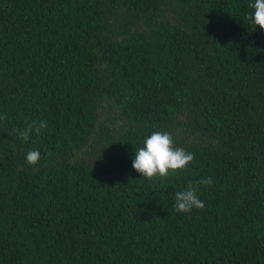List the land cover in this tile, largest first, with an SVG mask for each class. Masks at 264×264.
<instances>
[{
    "label": "trees",
    "instance_id": "1",
    "mask_svg": "<svg viewBox=\"0 0 264 264\" xmlns=\"http://www.w3.org/2000/svg\"><path fill=\"white\" fill-rule=\"evenodd\" d=\"M253 2L0 0V264H264ZM154 131L194 159L149 180L132 162Z\"/></svg>",
    "mask_w": 264,
    "mask_h": 264
},
{
    "label": "clouds",
    "instance_id": "2",
    "mask_svg": "<svg viewBox=\"0 0 264 264\" xmlns=\"http://www.w3.org/2000/svg\"><path fill=\"white\" fill-rule=\"evenodd\" d=\"M253 9L250 16L246 17L255 26L264 31V0H254L249 5ZM0 119H6L0 117ZM47 128V122L43 120H32L22 129H15L17 135L25 142L34 135L39 137L43 129ZM41 154L37 150L26 153V162L29 165L38 164ZM194 159V154L186 152L183 148L175 147L173 137L167 132L154 131L143 141V146L136 152L132 162V168L140 176L151 180L154 177L167 178L170 173L175 174L185 169ZM213 178L211 176L197 180L194 184L189 183L183 191L175 192L174 208L178 213H188L193 209H203L204 202L199 199L198 185L211 187Z\"/></svg>",
    "mask_w": 264,
    "mask_h": 264
}]
</instances>
